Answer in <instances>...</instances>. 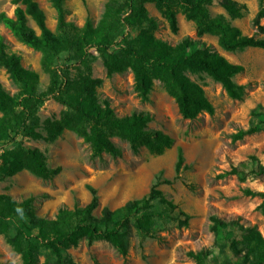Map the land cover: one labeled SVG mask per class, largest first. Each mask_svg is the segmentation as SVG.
Returning <instances> with one entry per match:
<instances>
[{
	"label": "trees",
	"instance_id": "trees-1",
	"mask_svg": "<svg viewBox=\"0 0 264 264\" xmlns=\"http://www.w3.org/2000/svg\"><path fill=\"white\" fill-rule=\"evenodd\" d=\"M65 1L50 0L57 16L55 31L48 27L45 13L36 0H13L14 15L0 14V21L19 41L43 52L41 65L49 77L47 87L40 91L38 72L23 66L20 55L8 51L0 33V67L19 87L11 94L0 82V178L22 170L42 178L60 172V166L48 165L42 150L24 146L21 137L51 142L70 130L90 145L93 155L108 153L113 157L122 154L121 147L113 140L115 137L126 141L133 152L144 147L162 154L173 145L169 134L149 125L150 112L135 110L120 116L108 98H99L102 79L92 75L93 49L101 54L107 76L130 69L134 89L142 100L148 99L154 80H158L175 100L181 116L194 119L203 112L212 115L215 108L189 73L208 75L233 99H240L245 93V85L234 81V76L244 67L229 61L201 37L216 36L218 45L226 51L264 48V38L246 35L232 24V19L241 17L245 10L236 0H219L226 15L211 13L214 0H107L98 21L94 23L87 18L81 26L66 19ZM147 3L154 4L173 32L178 31L177 14L182 12L186 20L194 23L196 37L184 36L176 44L157 38L158 22L149 15ZM258 3L253 21L264 32L261 24L264 0ZM29 18L39 32L29 25ZM132 31L135 33L131 34ZM50 98L64 105L65 110L57 118L42 119L39 108ZM250 117L247 128L231 135L233 141L263 129L264 105L253 107ZM186 168L183 149L178 146L175 172L178 174ZM253 172L264 179V164L257 162ZM230 174L237 175L241 181L246 179V173L237 167L219 176ZM161 181L170 182L161 179L159 172L143 196L113 209L104 206L98 216L94 211L99 198L92 187L89 202L73 207L62 205L53 217L38 215L32 196L16 200L0 193V234L20 255L22 264H37L40 256L44 257V264H76L69 249L82 240L107 241L125 256L133 233L145 239L172 225L184 227L189 223L190 215L159 188ZM242 192L261 198L258 208L264 215V191L245 187ZM229 227L235 228L238 236H233ZM209 229L222 264H264V236L255 225H243L212 214ZM212 254L207 248L188 251L195 264H206Z\"/></svg>",
	"mask_w": 264,
	"mask_h": 264
},
{
	"label": "rangeland",
	"instance_id": "rangeland-1",
	"mask_svg": "<svg viewBox=\"0 0 264 264\" xmlns=\"http://www.w3.org/2000/svg\"><path fill=\"white\" fill-rule=\"evenodd\" d=\"M36 1L45 13L48 27L55 31L57 16L52 3L50 0ZM106 1L66 0V19L80 26L87 18L96 23ZM236 1L244 5L245 10L241 17L232 19V24L246 35L264 38V32L258 30L253 21L259 9L258 0ZM15 7L13 0H0V14L13 16ZM146 7L149 15L158 22L155 31L157 38L176 44L184 36L196 37L194 23L186 20L182 12L177 14L178 31L173 32L154 4L147 3ZM210 11L212 14L226 15L219 0L213 1ZM28 23L39 32L32 19L29 18ZM261 24H264V20H261ZM0 33L8 51L20 55L23 66L38 72V88L44 90L49 77L41 65L43 52L19 41L1 21ZM201 39L232 63L244 67L242 72L234 76V81L245 85V93L242 98L233 99L220 83L208 75L189 73L202 86L215 108L212 115L203 112L194 119L181 116L175 100L158 80H154L148 99L142 100L134 89L130 69L107 76L101 54L91 50L92 75L102 79L98 87L99 98H108L120 116L135 110L150 112L152 121L149 125L161 129L174 140L173 145L162 154L152 153L144 147L133 152L126 141L115 137L113 140L122 149L120 156L113 157L108 153L95 156L90 145L70 130H65L51 142L20 138L24 146L42 150L50 167H61L60 172L51 178L36 176L28 170L0 178V193H7L16 200L32 196L38 215L53 217L62 205L73 207L75 204H86L91 198L92 187L99 198V206L94 211L98 216L104 206L113 209L127 200L143 196L159 172L161 179L170 181H161L159 188L190 215L187 226L172 225L158 231L154 237L141 239L133 233L125 256L107 241L82 240L69 249L76 264H195L188 251L202 248L213 251L206 264H222L216 240L209 229L212 214L243 225H255L264 236V215L258 208L261 198L242 192L245 187L264 191L263 177L253 172L257 162L264 164V125L261 131L240 140L233 141L231 137L238 129L248 127L253 107L264 105V48L246 47L243 50L226 51L218 45L214 35L205 34ZM61 58H64V54ZM0 82L11 94L19 89L3 67H0ZM63 110L64 105L50 98L41 104L38 113L42 119L57 118ZM254 122L257 123V120ZM178 146L183 149L188 168L177 174L174 165ZM232 167L244 171L246 179L241 181L237 175L231 174L219 176ZM229 232L238 236V231L233 227H229ZM0 264H22L20 255L1 234ZM37 264H44L43 256H40Z\"/></svg>",
	"mask_w": 264,
	"mask_h": 264
}]
</instances>
